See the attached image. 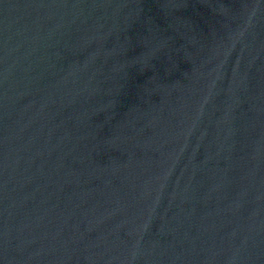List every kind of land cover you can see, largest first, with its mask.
Listing matches in <instances>:
<instances>
[{
    "label": "water",
    "instance_id": "95a60500",
    "mask_svg": "<svg viewBox=\"0 0 264 264\" xmlns=\"http://www.w3.org/2000/svg\"><path fill=\"white\" fill-rule=\"evenodd\" d=\"M0 264H264V0H0Z\"/></svg>",
    "mask_w": 264,
    "mask_h": 264
}]
</instances>
